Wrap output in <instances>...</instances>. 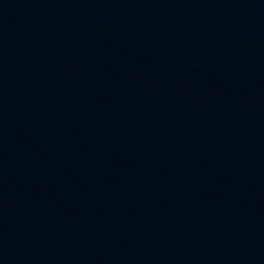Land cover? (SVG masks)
<instances>
[{
  "label": "water",
  "instance_id": "95a60500",
  "mask_svg": "<svg viewBox=\"0 0 264 264\" xmlns=\"http://www.w3.org/2000/svg\"><path fill=\"white\" fill-rule=\"evenodd\" d=\"M0 264H264V0H0Z\"/></svg>",
  "mask_w": 264,
  "mask_h": 264
}]
</instances>
